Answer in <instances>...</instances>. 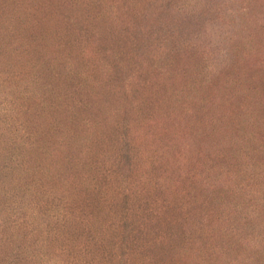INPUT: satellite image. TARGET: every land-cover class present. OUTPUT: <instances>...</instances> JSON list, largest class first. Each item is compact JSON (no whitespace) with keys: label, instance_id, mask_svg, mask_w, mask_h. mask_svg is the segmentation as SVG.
<instances>
[{"label":"rangeland","instance_id":"1","mask_svg":"<svg viewBox=\"0 0 264 264\" xmlns=\"http://www.w3.org/2000/svg\"><path fill=\"white\" fill-rule=\"evenodd\" d=\"M0 264H264V0L0 9Z\"/></svg>","mask_w":264,"mask_h":264},{"label":"trees","instance_id":"2","mask_svg":"<svg viewBox=\"0 0 264 264\" xmlns=\"http://www.w3.org/2000/svg\"><path fill=\"white\" fill-rule=\"evenodd\" d=\"M12 1H13V0H0L1 14H2V11H3V9L5 8V6L8 5V4H10ZM16 1L21 2V0H16ZM123 119H125V118H123ZM129 142H130V141H129ZM129 142H128V141H125V144H124L125 148H127V146L129 145ZM122 153H123V154H122ZM121 154H122V158H127V157H128V154H127L126 149H125L124 152H121ZM124 197L126 198L127 196L124 195Z\"/></svg>","mask_w":264,"mask_h":264}]
</instances>
